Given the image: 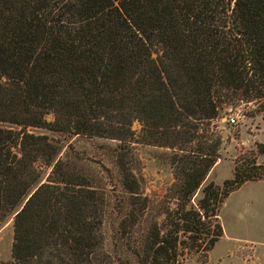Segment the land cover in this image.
Returning a JSON list of instances; mask_svg holds the SVG:
<instances>
[{
    "label": "trees",
    "instance_id": "trees-1",
    "mask_svg": "<svg viewBox=\"0 0 264 264\" xmlns=\"http://www.w3.org/2000/svg\"><path fill=\"white\" fill-rule=\"evenodd\" d=\"M240 105L264 118V0H0V219L13 215L11 264H97L103 254V193L68 158L55 160L59 143L34 128L117 142L131 204L118 231L138 264L208 254L224 199L264 180L258 142L192 202L221 157L210 124ZM134 142L176 150L178 203L165 230L146 217ZM39 160L52 165L44 182Z\"/></svg>",
    "mask_w": 264,
    "mask_h": 264
},
{
    "label": "rangeland",
    "instance_id": "rangeland-1",
    "mask_svg": "<svg viewBox=\"0 0 264 264\" xmlns=\"http://www.w3.org/2000/svg\"><path fill=\"white\" fill-rule=\"evenodd\" d=\"M244 112L240 105L226 110L221 119L211 122L210 130L222 138L221 157L193 195V203L208 182L222 184L232 177L234 160L239 153L251 149L256 151V143H264V118L261 115L245 116ZM230 118H234L235 122ZM132 128L138 134L140 124L135 121ZM32 131L46 134L58 142L60 151L55 160L68 158L74 170L88 175L90 184L103 193V254L97 264H138L128 244L131 243L128 235L118 231L120 220L131 209V204L115 162L117 142L46 128H34ZM131 150L134 157L132 170L140 183L143 197H147L146 217L149 221L154 219L160 229L165 230L166 213L174 210L178 203L174 191L170 189L174 182L171 156L176 150L138 142L131 145ZM257 162L264 163V153L257 154ZM35 168L41 173L40 182H44L51 173L52 165L39 160ZM138 204L134 206L138 207ZM219 218L223 234L206 254L207 258L203 252L191 253L179 264H264V180L247 181L232 191L222 203ZM148 220L135 223L134 231L145 233L150 225ZM12 224V214L0 219V264L12 263ZM253 250L257 253L245 255L247 257L243 255Z\"/></svg>",
    "mask_w": 264,
    "mask_h": 264
},
{
    "label": "crops",
    "instance_id": "crops-1",
    "mask_svg": "<svg viewBox=\"0 0 264 264\" xmlns=\"http://www.w3.org/2000/svg\"><path fill=\"white\" fill-rule=\"evenodd\" d=\"M248 250H251V249H248ZM246 253H247V254L244 253L243 255H244V256H245V255L248 256V255H250V253H255V254H256L257 252H254V250H253V251H249V252H246ZM247 256H245V257H247Z\"/></svg>",
    "mask_w": 264,
    "mask_h": 264
},
{
    "label": "built area",
    "instance_id": "built-area-1",
    "mask_svg": "<svg viewBox=\"0 0 264 264\" xmlns=\"http://www.w3.org/2000/svg\"><path fill=\"white\" fill-rule=\"evenodd\" d=\"M231 121H232V122H235V120H234V119H231Z\"/></svg>",
    "mask_w": 264,
    "mask_h": 264
}]
</instances>
